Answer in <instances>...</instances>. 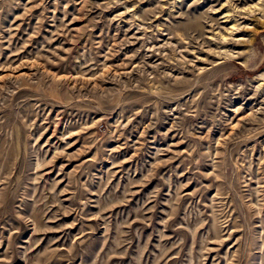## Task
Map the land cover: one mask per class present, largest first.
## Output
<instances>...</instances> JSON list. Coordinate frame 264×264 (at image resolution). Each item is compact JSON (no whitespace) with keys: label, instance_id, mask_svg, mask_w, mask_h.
<instances>
[{"label":"rangeland","instance_id":"rangeland-1","mask_svg":"<svg viewBox=\"0 0 264 264\" xmlns=\"http://www.w3.org/2000/svg\"><path fill=\"white\" fill-rule=\"evenodd\" d=\"M0 264H264V0H0Z\"/></svg>","mask_w":264,"mask_h":264}]
</instances>
